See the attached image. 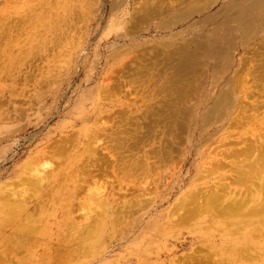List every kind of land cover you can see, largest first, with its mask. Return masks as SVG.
Masks as SVG:
<instances>
[{"label":"rangeland","instance_id":"1","mask_svg":"<svg viewBox=\"0 0 264 264\" xmlns=\"http://www.w3.org/2000/svg\"><path fill=\"white\" fill-rule=\"evenodd\" d=\"M247 3L0 0V264H264V212L232 208L264 197Z\"/></svg>","mask_w":264,"mask_h":264},{"label":"bare ground","instance_id":"2","mask_svg":"<svg viewBox=\"0 0 264 264\" xmlns=\"http://www.w3.org/2000/svg\"><path fill=\"white\" fill-rule=\"evenodd\" d=\"M247 2L249 3H247V6H246V8L248 7V8H250L251 6H253V5H255V6H257V5H263L264 6V0H247ZM242 3H244V2H242ZM245 4V3H244ZM236 6H237V4H235ZM242 7H244V6H242ZM236 8V7H235ZM245 8V9H246ZM252 8H254V7H252ZM242 9V8H241ZM251 9V8H250ZM250 9H248V12L250 11ZM260 10V9H259ZM247 11V10H246ZM189 14V13H188ZM241 14V13H240ZM241 16V15H240ZM239 16V17H240ZM257 17H259V16H257ZM234 19V18H233ZM236 19H237V17H236ZM239 20H240V18H239ZM236 21V20H235ZM241 21V20H240ZM241 23V22H240ZM251 23V22H250ZM238 26V25H237ZM259 26V25H258ZM234 27V26H233ZM234 28H236V27H234ZM231 29V28H230ZM233 29V28H232ZM256 29V28H255ZM262 30V29H261ZM232 31V30H231ZM4 32V31H3ZM257 32V31H256ZM261 32V31H260ZM231 33V32H230ZM234 33V32H233ZM225 35V34H224ZM228 35V34H227ZM232 35V34H231ZM234 35V34H233ZM236 39V38H235ZM236 41V40H235ZM220 42V41H219ZM222 42V41H221ZM234 41H232V44H234L233 43ZM217 44V43H216ZM231 44V43H230ZM236 45V44H235ZM233 46V45H232ZM229 47V46H228ZM236 47V46H235ZM211 48V47H210ZM223 51V50H222ZM233 55V54H232ZM230 60V59H229ZM229 68V66L227 67V69ZM231 79V78H230ZM232 83V82H231ZM231 85V84H230ZM229 89V88H228ZM230 90V89H229ZM227 92V91H226ZM227 95L229 96V97H231V95L229 94V92H227ZM228 97V98H229ZM230 99V98H229ZM232 100V99H231ZM229 101V100H228ZM227 102V101H226ZM233 105V104H232ZM216 108V107H215ZM215 110V109H214ZM250 141V140H249ZM259 150V149H258ZM252 153H253V151H252ZM260 153H261V151H260ZM247 154V153H246ZM260 155V154H259ZM247 157L245 158V160H243L242 161V163L240 162V164H241V166H239V174H240V177H241V179L243 180H245V181H252V180H259L260 178H261V176L263 175V172H264V155H262V156H259V158L257 157V159H252L251 160V157L249 158V152H248V154L246 155ZM245 157V156H244ZM239 161V160H238ZM34 162V161H33ZM32 164H34V163H32ZM30 165L31 164H27L26 166H25V169H30ZM228 166V165H227ZM35 175H36V179L34 180V182H35V184L36 185H38V187H39V189L41 188V185L43 184V182H44V178L39 174V173H35ZM239 180V179H238ZM240 182H241V180H239ZM242 183V182H241ZM256 183L258 184V182H254V185L256 186ZM243 185L244 184H247L246 186H248V184L249 183H242ZM3 185V184H2ZM223 185H224V183H223ZM252 185V184H251ZM259 185V184H258ZM256 186L257 187V189H258V187H260V185L259 186ZM245 186V185H244ZM262 187V186H261ZM2 188V187H1ZM37 188V187H36ZM248 189L250 188L251 190L253 189V188H251V187H247ZM33 190H35V189H33ZM220 190H218V191H215L214 190V192H219ZM249 191V190H248ZM262 192V191H261ZM263 192H264V189H263ZM33 193H35V192H33ZM250 193V195H251V192H249ZM253 193H254V190H253ZM219 194V193H218ZM264 194V193H263ZM201 195V194H200ZM221 196H223V195H221ZM243 196H244V193H243ZM224 197V196H223ZM221 198V197H220ZM241 199V198H240ZM246 199V198H245ZM264 197L263 198H261V200H259V202H260V204L259 205H256L258 208H255V206L252 208V207H250L249 206V203L248 202H245L244 200H240V201H234L233 202V212L236 214V215H238V216H240L241 218H248V217H250L251 215H254V214H258V212H264ZM262 200H263V202H262ZM232 201V200H231ZM225 203V202H224ZM229 203V202H228ZM235 203H237V204H235ZM159 205L160 204H158V205H156V207L154 208L155 210H157L158 208H159ZM25 209V208H24ZM23 209V210H24ZM20 211V210H19ZM232 212V213H233ZM252 219V218H251ZM97 220V219H96ZM31 222V221H30ZM119 222V221H118ZM23 223V222H22ZM112 223V222H111ZM241 225V224H240ZM244 226V225H243ZM88 227H91L90 229H88V231H89V237L92 235V234H95L96 233V231H93V230H95V229H97L96 227H95V225L94 226H90V225H88ZM94 227H95V229H94ZM93 229V230H92ZM239 229V228H238ZM33 231V229H31V227H26L25 228V230H23V232L22 231H20L19 232V234L17 235V238H19V239H24V235H30L31 234V232ZM90 231H93V232H95V233H93V232H90ZM28 235V236H29ZM253 235V234H252ZM88 236V235H87ZM92 236H94V235H92ZM91 236V237H92ZM248 236H250V235H248ZM251 237V236H250ZM252 237H254V236H252ZM251 237V238H252ZM32 239V238H31ZM88 239H90V238H88ZM25 240V239H24ZM90 241H92V240H90ZM86 244H88V246L90 247L91 246V250H92V248L94 247V244L92 245L91 243L89 244V242L88 243H86ZM102 246H101V248L103 249L104 247H105V244H101ZM115 247L116 246H112V248H110V246L107 248V249H109V250H111V251H113L114 249H115ZM118 247V246H117ZM100 248V249H101ZM238 248V247H237ZM236 248V249H237ZM245 248V247H244ZM246 249V248H245ZM95 250V249H94ZM104 250H106V249H104ZM238 251V250H237ZM240 251V250H239ZM101 253V252H100ZM99 253V254H100ZM106 253H107V251H106ZM244 253V252H243ZM242 253V254H243ZM241 254V255H242ZM91 255V254H90ZM100 255H104L103 257H105V254H100ZM113 256V255H112ZM98 257V256H97ZM97 257H95L94 258V260H92L89 264H94L95 262H97ZM96 259V260H95ZM104 259V258H103ZM198 262V261H197ZM199 263V262H198ZM200 263H202V261L200 262ZM217 262H215V264H216ZM204 264V263H203ZM206 264V263H205ZM210 264H212V262H210ZM219 264V263H218Z\"/></svg>","mask_w":264,"mask_h":264}]
</instances>
